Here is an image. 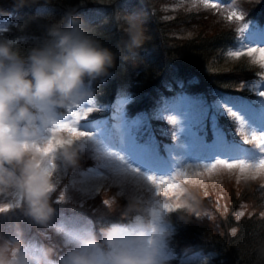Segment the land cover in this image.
I'll use <instances>...</instances> for the list:
<instances>
[{"label":"trees","instance_id":"trees-1","mask_svg":"<svg viewBox=\"0 0 264 264\" xmlns=\"http://www.w3.org/2000/svg\"><path fill=\"white\" fill-rule=\"evenodd\" d=\"M228 3L244 15L242 21L226 19ZM69 14L80 17L86 34L114 54L108 75L88 82L95 109H99L89 112V119L111 120L115 103L127 97H131L123 106L127 119H137L143 113L151 116L164 101L175 99L180 92L176 81L180 80L184 82V95L209 108L204 120L208 128L206 141L212 140V119L228 138L242 139L238 134L233 136L237 130L229 115L215 110L211 104L222 96L256 101L254 93L242 89L241 85L258 80L261 69L247 56L231 59L226 55L236 46L240 23L250 22L256 28L264 26V0H219L216 9H205L197 0H29L20 7L14 5V0H0V17H10L11 22H15L0 31V42L10 43L19 56L26 58L33 49L49 43L48 31L52 26L68 27ZM128 16L143 24L148 37L134 52L124 46V17ZM63 111L64 108L57 110L58 113ZM151 125L159 141L171 143L169 124L153 118ZM62 145L75 152V163L70 164L77 169L84 168L81 167L84 162L80 146ZM63 150L55 149L53 154L57 161ZM257 186V181H246L240 189L229 190L228 211L220 219L217 231L204 225H192L186 208L170 211L167 217L173 230L167 246L172 257L167 264H179V259L193 254L209 255L210 264H264V218L256 214L239 219L232 217V212L243 205L264 209V199ZM56 192L50 196V206L57 213L79 214L90 219L97 240L102 239V230L110 225L130 222L132 214L124 216L129 203H136L142 209L133 199L123 198L115 204L118 212L78 213L73 205L53 203ZM187 205L194 207L195 204ZM25 233L42 245L47 257L58 259L64 254L57 243L52 246L33 230H25Z\"/></svg>","mask_w":264,"mask_h":264},{"label":"clouds","instance_id":"clouds-1","mask_svg":"<svg viewBox=\"0 0 264 264\" xmlns=\"http://www.w3.org/2000/svg\"><path fill=\"white\" fill-rule=\"evenodd\" d=\"M28 2L14 0V5ZM124 22V46L134 52L148 37L138 20L128 16ZM82 24L80 17L69 14L68 27L52 26L49 43L33 49L26 58L10 43L0 42V193L14 190L19 194L25 202L23 211L38 224H45L54 212L49 204L52 183L47 165L51 158L45 152L43 134L56 127L59 108L92 97L88 82L107 76L114 64V54L87 35ZM58 147L64 149V160L74 164L75 152L62 144ZM177 201L178 197L173 210L195 211ZM129 214L127 225H110L102 230L100 240L91 233L79 237L59 264H161L159 250L149 243L155 239L152 218L136 203L127 205L125 218ZM0 264H35V258L6 241L0 245ZM47 264L53 262L47 260Z\"/></svg>","mask_w":264,"mask_h":264},{"label":"rangeland","instance_id":"rangeland-1","mask_svg":"<svg viewBox=\"0 0 264 264\" xmlns=\"http://www.w3.org/2000/svg\"><path fill=\"white\" fill-rule=\"evenodd\" d=\"M197 1H200L203 6V0ZM214 1L209 0L210 3ZM226 8H229L228 13L234 9L232 5H228ZM0 20H3L0 21V30L7 29L8 20L6 18ZM243 24L249 26L244 35H250L254 25L246 22L240 23V26ZM251 35L257 40L261 38L259 31L251 33ZM251 46L259 47L264 45L253 44ZM235 50H239V45L232 50H228V52ZM226 56L231 58L228 55ZM259 99L257 97V101ZM163 104L164 102L160 107H163ZM215 104L216 102H213L211 107L219 110L221 113L224 112V106L217 109L215 108ZM123 106L124 103L122 101H118L114 106L111 120L116 123L119 121L116 126L112 121L108 122L107 126V119H98L90 123L85 120L81 121L83 119L79 120L76 123V127L84 135H72L71 133L56 131V129L62 123L73 122L77 115H83L88 109H95L92 97L84 103H68L66 114L63 116L56 115V127L52 129L50 134L47 132L43 134L47 148L49 146L52 148L48 152L51 159L47 167L52 183L49 199L58 189L57 194L54 196V199H56L54 203L70 204L75 206L74 209L78 213H92L93 215L111 214L113 210L118 212L119 209H115V204L123 198H131L139 204L142 203V213L151 217L155 225V239L154 241L152 240L153 243L151 244H154L159 250L158 259L161 261V264H167L166 261L171 258V252L168 250L165 242L167 236L171 233V231H168V226L170 225L167 221V214L170 211L163 210L161 205L168 204L173 210L172 203L174 200H177V197V202H184L186 204L192 202L195 204L192 207L195 211H188L191 224L204 225L217 231L219 229L220 219L228 211L231 199L229 190L240 189L246 181L248 183L249 181H257L258 193L264 199V176L253 178L251 172L241 175L235 169H217L212 174L205 173L201 176L192 175V172L197 170L203 172V169H191L189 180L187 182L181 181L180 187L177 190L170 193L168 197L157 196L154 189H152L143 177L149 172L162 174L164 170L150 167L145 163V160L151 159V153L147 150L146 145L136 142L134 133L129 130L130 123L125 124L121 120L118 108H123ZM183 111L188 117L187 126H190L191 130L199 135L200 121H204L209 115L208 106L203 105L202 102L192 103L184 105ZM134 120L127 119L128 122ZM170 126L174 135L171 143H184L183 148L177 149L179 153L177 163L189 155L195 156L201 152L209 151V149L199 145L194 137L185 142L183 140L185 132L179 131V135L177 136L173 126ZM233 126L237 130V125ZM106 127H108L107 131ZM184 127V123L179 126L181 129ZM250 130H255L259 133L261 130H264V125ZM213 138L212 134V141L209 143L206 142V144L212 145ZM61 144H75L80 146L84 162L81 167L84 168L77 169L75 165L73 167L72 164L64 160L62 155L60 161L54 158L53 153L58 145ZM247 146L245 148L258 155V152L252 145ZM118 157H123V159H118ZM203 162L207 161H202L201 163ZM182 188H188L189 190L188 192H182ZM61 195L64 197L63 201L59 200ZM104 201H110V204L106 205ZM0 204L4 205L0 208H7V211L0 212V245H3L7 241L10 242V247L18 246L21 251L27 252L35 258V264H47V259L43 256V248H41L40 244H37L36 241H33L25 235V229H32L34 232L46 238L52 245L55 244L54 238L60 236L62 239L61 243L66 246L67 251L73 247V242L79 237L86 238L87 234L91 233L89 221L80 220L79 218L63 217L54 212L50 220L45 224L36 223L31 217L25 214L23 211L25 202L14 190L0 193ZM109 206H111V210H109ZM238 211H243L246 217L256 214L258 218H264V216H261V213H264V209H255L250 205H243L232 212L233 218H240L236 216ZM154 212L161 213L159 218L154 217ZM9 227L10 231L4 234L6 231L4 233L3 231L9 229ZM161 229H164L163 234H161ZM161 243L163 244V248L161 247ZM64 255L65 253L61 257ZM61 257L52 259L53 264H59ZM209 259L210 257L205 254H194L181 259L180 264H210Z\"/></svg>","mask_w":264,"mask_h":264},{"label":"snow or ice","instance_id":"snow-or-ice-1","mask_svg":"<svg viewBox=\"0 0 264 264\" xmlns=\"http://www.w3.org/2000/svg\"><path fill=\"white\" fill-rule=\"evenodd\" d=\"M204 8L216 9L219 7V0L210 3L209 0H203ZM42 12L47 9H41ZM226 19L228 21H242L244 15L233 9L229 11ZM248 25L243 24L238 27L237 31L240 36L237 37V44L239 50L229 51L228 56L231 58H240L247 56L251 59L254 65L259 66L261 74L258 80L242 84L241 88L251 93H254L260 99L254 101L252 99H246L241 96H228L221 97L216 101L215 108L219 109L224 106V112L237 124V133L233 136L239 135L242 137L241 140L235 138L229 139L226 134L220 130L217 126L215 119L212 121V134L213 143L212 145L206 144V136L208 134V128L203 120L200 121L199 135L191 130L190 126H187V114L183 111V106L199 103L198 100L194 101L190 97L183 94L184 82L177 80L176 84L180 89L175 99L171 101H164L163 107H157L154 110L153 115L143 113L137 117L134 121L128 122L124 114L123 108H118L119 115L125 124L130 123V132L134 133L135 140L138 143H143L147 146V150L151 153V159L145 160V163L150 167H156L163 169L162 174H155L149 172L143 178L148 184L154 189L157 196L168 197L170 193L174 192L180 187V182H187L190 178L191 169H203L201 171H194L192 175L201 176L205 173L212 174L217 169L226 170H238L241 175H245L249 172L252 173L253 178L257 176H264V130L259 133L254 129L257 126L264 125V46L253 47V44L264 45V26L256 28L255 26L251 29L250 35L245 36L244 33L248 30ZM259 31L261 38L259 40L252 37L251 33ZM189 83H195L190 81ZM171 87V85H166ZM122 103L131 101V97L121 99ZM99 111V109H88L83 115H77L75 120L71 123L65 122L57 126L56 131H62L71 133L72 135H84L79 132L76 127V123L83 119L86 120L89 117V112ZM167 117V119H166ZM156 119L160 122H165L173 126L174 132L177 136L179 131L185 132L183 140L186 142L190 138L195 140L204 148L209 149L207 152H201L195 156L189 155L184 159H179L178 148H183L184 143H162L156 138L155 132L152 130L151 120ZM184 123V128L179 126ZM245 145H252L258 152L256 155L249 149L245 148ZM51 146L45 149V152H50ZM254 153V155H252ZM223 157V158H219ZM123 159V157H118ZM202 161H207L203 162ZM60 201L64 200L63 195L59 197ZM106 205L110 204V201H104ZM161 208L165 211H171V206L168 204L161 205ZM7 211V208H0V212ZM154 217L159 218L160 212H154ZM237 218L244 216L243 211L236 213ZM264 216V213H261ZM171 226H168V231H171ZM164 229H161L163 234ZM149 243H153L149 240ZM163 248V244L161 243Z\"/></svg>","mask_w":264,"mask_h":264},{"label":"bare ground","instance_id":"bare-ground-1","mask_svg":"<svg viewBox=\"0 0 264 264\" xmlns=\"http://www.w3.org/2000/svg\"><path fill=\"white\" fill-rule=\"evenodd\" d=\"M0 31H2V30H0Z\"/></svg>","mask_w":264,"mask_h":264}]
</instances>
